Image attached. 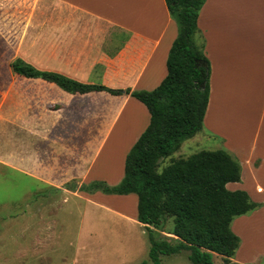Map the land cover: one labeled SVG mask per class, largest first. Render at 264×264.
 <instances>
[{
    "label": "crops",
    "instance_id": "1",
    "mask_svg": "<svg viewBox=\"0 0 264 264\" xmlns=\"http://www.w3.org/2000/svg\"><path fill=\"white\" fill-rule=\"evenodd\" d=\"M197 26L195 41L212 60L204 123L224 135L213 126L214 119L208 121L214 98L222 99L226 108L233 106L234 115L231 109L225 113L235 118L239 83L264 93V0H206ZM177 33L165 0H0V140L6 142L0 161L63 192L71 191L65 185L72 180L118 184L127 153L150 122L146 105L128 93H70L42 78L16 74L12 62L22 59L82 83L152 90L167 74ZM255 97L233 123L246 128ZM53 104L58 107L51 108ZM226 114L220 123L228 121ZM260 132L248 143L238 139L232 144L239 149L232 148L242 173L240 181L227 187L245 190L260 203L232 222L241 238L231 258L238 264H264Z\"/></svg>",
    "mask_w": 264,
    "mask_h": 264
},
{
    "label": "trees",
    "instance_id": "2",
    "mask_svg": "<svg viewBox=\"0 0 264 264\" xmlns=\"http://www.w3.org/2000/svg\"><path fill=\"white\" fill-rule=\"evenodd\" d=\"M165 1L178 33L168 53L167 74L152 90L82 83L22 59H15L12 69L25 77L53 82L70 93H128L146 105L150 122L126 155L121 181L109 185L94 180L79 186V190L90 193L137 196L136 218L147 228L151 261L140 264H161V254L183 250L188 251L193 264H214L213 253L222 256L226 264H238L231 258L241 238L233 231L232 222L260 207L247 191L227 187L229 182L240 181V162L224 149H203L174 158L158 170L163 158L203 129L211 77L210 61L195 41L198 16L206 0ZM67 184L75 189V185ZM168 218L174 222L170 236L159 232L165 231Z\"/></svg>",
    "mask_w": 264,
    "mask_h": 264
},
{
    "label": "rangeland",
    "instance_id": "3",
    "mask_svg": "<svg viewBox=\"0 0 264 264\" xmlns=\"http://www.w3.org/2000/svg\"><path fill=\"white\" fill-rule=\"evenodd\" d=\"M211 63L212 60V71ZM237 88L240 90L234 94L237 102L235 118L225 113V110L231 109V115H234V108L229 104L226 108L222 99L214 98L210 105L208 121L216 122L213 126H217L225 134L214 133L205 121L200 132L185 140L178 150L160 161L159 171L172 159L188 157L203 149H224L241 164L232 144H236L238 139L242 143H248L252 134L260 130L259 145L264 144V93L251 92L244 82L239 83ZM253 95L256 96L254 100L257 103L251 109V121H246L247 130L237 121L243 117L246 107L251 105ZM217 102H221V106H217ZM50 107L57 108L58 105L53 104ZM222 114H226L227 120L232 123L222 120L220 123ZM234 119H238L236 124L233 123ZM5 146L6 142L0 140L1 155ZM240 147L242 146H238ZM72 181L69 184L75 185V189L66 184L65 187L71 191L63 192L0 161V264L151 263L148 256V231L137 220V206H133V202H137V196L130 194L123 198L122 195L106 194L102 191L90 193L79 190V181ZM246 215L248 214L239 218ZM173 226V218H168L163 225L165 231H156L170 236L168 231ZM160 260L161 264H193L186 250L161 254ZM213 262L226 264L224 258L216 253H213Z\"/></svg>",
    "mask_w": 264,
    "mask_h": 264
}]
</instances>
